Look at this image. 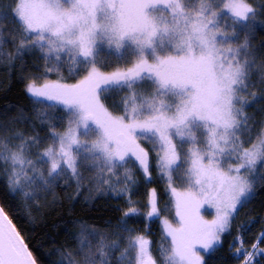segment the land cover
Returning a JSON list of instances; mask_svg holds the SVG:
<instances>
[{
  "label": "snow or ice",
  "instance_id": "obj_1",
  "mask_svg": "<svg viewBox=\"0 0 264 264\" xmlns=\"http://www.w3.org/2000/svg\"><path fill=\"white\" fill-rule=\"evenodd\" d=\"M258 16H264V0H0V63L7 59L11 69L39 53L44 63L26 77V93L46 109L62 105L55 119L67 122L63 132L55 131L49 113L38 112L40 136L22 111L0 120L6 193L39 211L37 202L61 182L75 183L79 194L91 173L98 188L123 184L115 193L122 197L136 183L132 158L145 181L152 180L149 150L138 142L144 139L152 142L155 167L175 198L178 226L164 221L170 244L156 250L158 258L152 242L128 227L138 214L129 198L111 234L118 240L82 230L73 237L75 253L58 250L59 264H205L198 249L218 251L239 210L264 189V120L247 112L264 104V64L257 68L251 44ZM9 44L13 53L4 51ZM113 59L130 66L102 71ZM65 68L79 77L75 83L63 82ZM121 91L129 94L113 105L122 109L114 115L101 95ZM257 111L264 114V108ZM25 122L30 131H17ZM118 169H124L122 178ZM152 196L148 217L158 215L155 189ZM205 204L216 210L211 220L199 214ZM245 243L237 235L229 251L235 248L232 255L242 264H264V230L251 250ZM0 264H37L3 208Z\"/></svg>",
  "mask_w": 264,
  "mask_h": 264
},
{
  "label": "trees",
  "instance_id": "obj_2",
  "mask_svg": "<svg viewBox=\"0 0 264 264\" xmlns=\"http://www.w3.org/2000/svg\"><path fill=\"white\" fill-rule=\"evenodd\" d=\"M7 4V0H3ZM259 3L261 0H255ZM252 48L258 50L257 68L264 64V16L257 17V28L251 37ZM4 51L13 53L12 46L9 44L4 47ZM9 61L5 59L0 63V120L16 119L21 111L26 120H30L35 124L40 136L45 135V131L41 130V125L37 119L38 112L47 111L49 113L48 123L57 124L55 131L61 132L66 128V118L64 123H60L55 119L60 115L62 105L57 104L53 108H44L38 101L34 103L36 98L26 93L28 80L26 77L36 75L37 68H42L43 61L40 54H31L24 57V61H16V67L7 68ZM66 83H75L76 78L68 76L67 68L62 73ZM55 74L50 79H57ZM256 94L260 95V88L255 89ZM54 103V102H47ZM259 108H263L264 104H256ZM252 108H250L251 110ZM257 108L253 107L250 111L254 112ZM257 112L256 115L264 116ZM17 131H30L29 125L21 123L16 125ZM51 144L47 141L45 146ZM43 151V149H41ZM151 182H146L139 172L134 177L137 182L129 192L122 197L116 196V190H120L123 186L116 184L114 190L108 191V185L98 188L95 185L93 174L86 173V179L83 186L79 189L75 183L71 187L61 182L56 186L47 199H41L37 202L39 211L36 206L29 208L23 201L22 197L11 198L5 189L6 177L0 176V206L4 212L13 221L17 230L20 232L24 242L28 245L37 264H59L61 254L58 250L65 249L68 252L75 253L78 244L73 239L79 236L82 230L95 229L102 233L109 234L110 240H118L119 237L111 235L117 231V225L123 218V214L127 211V201L131 198L138 208V214L130 218L128 227L135 230L136 234H142L150 239L152 253L156 254L158 249L165 240L160 227V217L166 216L171 208L166 185L164 181L156 175L155 169L151 168ZM155 189V199L158 201V215L148 217L147 215V199L153 198L152 190ZM102 193V194H101ZM71 197V199H69ZM242 228V235L246 241L245 247H251L256 242V237L264 230V189H260L254 199L239 210L234 221L231 224L230 233L222 235V246L217 245L218 251L215 254L208 253L205 255V264H236L234 256L231 255L228 247ZM247 227V231L244 228ZM127 236L126 233L122 234ZM127 241L124 240L121 247H126ZM264 247V244L260 245ZM119 255V253H117ZM79 259V257H75Z\"/></svg>",
  "mask_w": 264,
  "mask_h": 264
},
{
  "label": "rangeland",
  "instance_id": "obj_3",
  "mask_svg": "<svg viewBox=\"0 0 264 264\" xmlns=\"http://www.w3.org/2000/svg\"><path fill=\"white\" fill-rule=\"evenodd\" d=\"M244 39H245L244 34H241L240 43H243ZM128 66H130L129 63H125L123 61H117V60L113 59L112 61L109 62L108 66L102 67L101 70L104 71V72H112V71H116L117 68L123 69V68L128 67ZM128 94L129 93L125 92V91H121L119 93L113 92L111 94L104 93V94L101 95V100L105 104V106L108 107L109 111L113 112L114 115H119V114H122V109H118V108L114 107L113 105L120 104L121 98L126 96V95H128ZM248 99H251V97H248ZM255 107L257 109H260L257 105L254 106V109H255ZM250 108L253 109V107H249L247 109L248 114L254 115L258 121L259 120H264V116H262V118H261L260 116L256 115V113L258 112L257 110L255 111V113L254 112L250 113V111L252 110V109L250 110ZM258 114H260V113H258ZM66 126H67V122H66ZM63 131H61V132H63ZM138 142L141 144L142 147H144L145 149L149 150L150 169L154 168L155 172H156V175L159 178H161L164 181L165 185H166V191H167V194H168V198H169V201H170L171 208L169 209L168 214L166 216H161L160 217L159 223H160V227H161V230H162V233H163V237H164V240H165L164 244H162V245L164 247H168L169 244H170V237H166V235L164 233V221L167 220L173 227L178 226V218L176 217V214H175V198L171 195V192H170V190L168 188V183L166 181V178L162 177L160 175V173L158 172V170L156 169V167H155V165H156V156H155V151L153 150L152 142L150 140H144V139H141ZM132 159H133V163L130 164L129 167L132 169V171L134 173V177H135L136 176L135 174L137 172H139V171H137V166H136V162L134 161V158H132ZM116 171H117V176L122 178L124 169H118ZM139 174H141V173L139 172ZM112 179L115 181L117 179V177H112ZM136 184H137V182L135 184H129L128 187L130 189H132V187L136 186ZM120 185L124 186L123 184H120ZM174 186L177 187L178 191H183L184 190V186H182L178 181L174 184ZM113 191H115V190H113ZM116 191H119V190H116ZM150 199H153V198H151V197L148 198L147 202H146V204H147V213L151 210L150 205H149ZM155 201H156V205H157V208H158V201L156 199H155ZM158 213H159V211H158ZM199 214L205 220H211V219H213L215 217L216 210H215V208L210 207L209 205L205 204L203 207H201L199 209ZM242 228L243 227H240L238 235L242 234L241 233L242 232ZM148 240L150 241V239H148ZM233 240H231L230 243H232ZM246 248L251 250V247H246ZM228 249H229V247H228ZM150 250L152 251L151 245H150ZM156 250H157V248H156ZM198 251H200L201 254L204 255V258H205V255H207V254H205L202 249H198ZM234 251H235V248L232 249V252H234ZM232 252H231V255H232ZM153 256L158 258L157 251H156V254H153ZM235 260L238 261L236 264H242V260L241 259L235 258Z\"/></svg>",
  "mask_w": 264,
  "mask_h": 264
},
{
  "label": "water",
  "instance_id": "obj_4",
  "mask_svg": "<svg viewBox=\"0 0 264 264\" xmlns=\"http://www.w3.org/2000/svg\"><path fill=\"white\" fill-rule=\"evenodd\" d=\"M0 208H1V206H0Z\"/></svg>",
  "mask_w": 264,
  "mask_h": 264
}]
</instances>
